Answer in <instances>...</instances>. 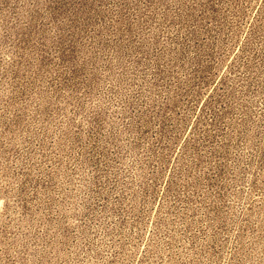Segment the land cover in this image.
I'll list each match as a JSON object with an SVG mask.
<instances>
[{
  "label": "rangeland",
  "instance_id": "1",
  "mask_svg": "<svg viewBox=\"0 0 264 264\" xmlns=\"http://www.w3.org/2000/svg\"><path fill=\"white\" fill-rule=\"evenodd\" d=\"M0 264H264V0H0Z\"/></svg>",
  "mask_w": 264,
  "mask_h": 264
}]
</instances>
